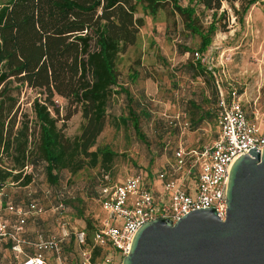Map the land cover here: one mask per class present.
I'll return each mask as SVG.
<instances>
[{
    "label": "trees",
    "instance_id": "16d2710c",
    "mask_svg": "<svg viewBox=\"0 0 264 264\" xmlns=\"http://www.w3.org/2000/svg\"><path fill=\"white\" fill-rule=\"evenodd\" d=\"M179 1L168 0L172 7L165 0L0 2V185L3 188L15 184L29 186L38 175L35 171L41 164H44L43 176L50 183H56L63 171L75 175L81 170L100 167L101 175L94 188L98 202L97 190L107 182L103 177H109L116 152L107 144H97V138L106 125L107 106L113 94L118 92L114 88L120 75V55L127 53L129 47L140 46V28L144 19L137 14L139 10L154 15L161 13V9L171 14L173 8L184 17L185 26L200 36L199 49L204 50L210 37L195 27L194 5L216 12L223 2L240 1L245 12L257 0H188L186 6ZM215 28L212 24L210 32ZM135 64H140L139 56ZM188 68L195 74L207 73L201 59L191 60ZM129 69V79L137 80L139 70L132 64ZM24 85L38 90L42 99L35 98L32 102L33 126L28 119L15 127L17 100L13 90ZM213 88L218 98V84L215 83ZM122 91L126 98V114L119 120L125 127L131 126L134 134L147 143L140 123L150 118L149 110L132 95L129 87ZM56 95L81 111L83 121L74 137L66 136L63 131L64 120L71 113L59 118V108L54 104ZM192 106L195 109L193 115H197L198 120L204 115L211 116L209 111L203 116L199 114L201 108L194 101ZM60 119L63 123L59 126ZM26 165L32 166L30 172H23ZM66 191L63 188L56 193L54 206L62 200L65 208L69 205L77 216H81L83 200ZM4 199L13 201L8 193H4ZM85 224L86 227L80 229H85L86 243L92 245L93 233L99 226L91 219H86ZM68 237L62 241L63 249ZM73 241L79 250L80 245L74 238ZM12 243L11 239H2L0 247L8 250L17 264L22 256L11 249ZM101 249L99 245H92L93 259L100 258L104 253Z\"/></svg>",
    "mask_w": 264,
    "mask_h": 264
},
{
    "label": "rangeland",
    "instance_id": "374dc122",
    "mask_svg": "<svg viewBox=\"0 0 264 264\" xmlns=\"http://www.w3.org/2000/svg\"><path fill=\"white\" fill-rule=\"evenodd\" d=\"M165 1L170 4L168 0ZM179 3L186 6L188 0H180ZM194 7L195 27L210 37V43L204 50L199 49L200 36L185 26L184 17L173 8L171 14L162 9L161 13L154 15L146 14L141 9L137 13L144 19V25L140 28V46L129 47L127 53L120 55V75L114 88L118 92L113 94L107 106L106 125L97 138V144H107L116 152L109 170L111 182L123 181L136 171L143 175H155L171 161L173 148L179 142L187 149L211 144L218 129L215 83L220 85L225 95L235 89L248 118L264 123V0H257L245 12L240 1L223 2L216 12L198 4ZM212 24L216 27L214 32H210ZM195 51L208 54V60L201 61L207 73L195 74L188 68V63L196 60ZM137 56L140 57L138 65L135 64ZM130 64L140 72L137 80L129 79ZM125 87H129L132 95L138 97L149 110L150 118L140 123L147 143L134 134L131 126L125 127L119 120L126 114V98L122 91ZM13 93L17 100L15 127L28 119L33 126L32 102L35 98L42 99V94L25 85L14 89ZM189 100L201 108L199 114L203 116L205 111H209L211 116L204 115L202 120H198L197 115H193L195 109ZM54 104L59 108V118L71 113L64 120L65 135H77L83 121L79 108L70 107L65 99L57 95ZM255 113L258 119H255ZM177 116L190 123L189 129L181 135L172 124ZM61 119L57 123L59 126L63 123ZM43 165L36 169L38 175L29 186L8 185L3 188V193H8L20 206H25L29 197L36 198L45 212L30 215L27 227L31 233L38 231L44 236L59 234L65 229L71 238L65 242L63 263L74 264L79 250L73 241V232L85 228L86 219L99 226L107 217L94 196L101 168H88L75 175L63 171L56 183H50L43 176ZM63 188L83 200L81 216H77L69 205L62 211L53 208L56 193ZM42 222H51V225L45 228L40 225ZM2 248L0 264H14L12 254ZM112 262H120L118 255L114 254Z\"/></svg>",
    "mask_w": 264,
    "mask_h": 264
},
{
    "label": "built area",
    "instance_id": "2783aa9c",
    "mask_svg": "<svg viewBox=\"0 0 264 264\" xmlns=\"http://www.w3.org/2000/svg\"><path fill=\"white\" fill-rule=\"evenodd\" d=\"M195 59L208 60V54L194 52ZM217 132L211 144L187 149L179 142L172 151V160L167 167L155 175H143L136 171L123 181L107 180L97 190L98 202L107 215L105 221L95 229L93 244L104 251L100 258H92V245L86 243L85 229L73 232L80 245L75 264H113L114 254L122 257L129 251L131 241L141 225L156 218H168L175 222L191 210L214 208L221 220L226 216V188L229 171L236 157L248 149L264 148V123L250 120L235 89L226 95L218 85ZM255 119H258L255 113ZM172 124L179 134L190 127L187 120L178 116ZM26 165L23 172L31 169ZM160 186L158 189L157 187ZM69 195L71 192L66 191ZM30 195V193H28ZM63 198V193L59 194ZM53 208L64 209L60 200ZM43 206L34 198L25 206L4 199L0 185V240L11 239V249L22 257L17 264H48L47 253L52 252L56 264L63 263L62 241L68 237L65 229L61 233L44 236L37 233L33 241H26L21 235L30 215H42ZM9 215H12L10 218ZM31 246V252L23 244Z\"/></svg>",
    "mask_w": 264,
    "mask_h": 264
},
{
    "label": "water",
    "instance_id": "95a60500",
    "mask_svg": "<svg viewBox=\"0 0 264 264\" xmlns=\"http://www.w3.org/2000/svg\"><path fill=\"white\" fill-rule=\"evenodd\" d=\"M248 152L231 165L224 220L203 207L148 221L121 264H264V148Z\"/></svg>",
    "mask_w": 264,
    "mask_h": 264
},
{
    "label": "crops",
    "instance_id": "0c3cea01",
    "mask_svg": "<svg viewBox=\"0 0 264 264\" xmlns=\"http://www.w3.org/2000/svg\"><path fill=\"white\" fill-rule=\"evenodd\" d=\"M218 99V98H217ZM218 128V127H217ZM217 132V131H216ZM170 160H172V156H171V159ZM169 162V161H168ZM26 187V186H25ZM158 189L160 188V186H158L157 187ZM28 223V222H27ZM40 225L41 226H44L45 228H47L49 225H51V222H48V223H46V222H42V223H40ZM53 227V226H52ZM52 229H54V227L52 228ZM32 232V231H31ZM30 232V228H28L27 227V224H26V226H25V230H24V232L22 233V237L26 240V241H33L35 238H36V235H37V233H41V232H38V231H36V233L34 234V233H31ZM43 234V233H42ZM46 236V235H45ZM71 237H68L67 239H66V241L68 240V239H70ZM74 238V237H73ZM25 244V246H23V248H24V250H26V251H28V252H30L31 251V247H30V245H28V243H24ZM64 253H65V251H64V249H63V254L62 255H64ZM47 262H48V264H56V260H55V256H54V254L52 253V252H48L47 253Z\"/></svg>",
    "mask_w": 264,
    "mask_h": 264
}]
</instances>
